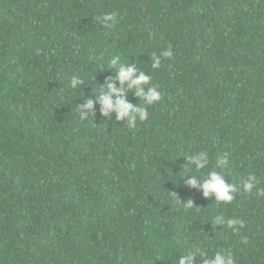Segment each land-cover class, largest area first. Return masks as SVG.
I'll return each instance as SVG.
<instances>
[{
  "label": "trees",
  "instance_id": "1",
  "mask_svg": "<svg viewBox=\"0 0 264 264\" xmlns=\"http://www.w3.org/2000/svg\"><path fill=\"white\" fill-rule=\"evenodd\" d=\"M112 12L105 27L98 17ZM117 56L161 92L134 128L95 102ZM200 151L198 169L188 156ZM211 170L236 188L231 203L203 196ZM257 188L264 0H0V264H175L196 248L264 264ZM220 217L242 221L239 232Z\"/></svg>",
  "mask_w": 264,
  "mask_h": 264
},
{
  "label": "clouds",
  "instance_id": "2",
  "mask_svg": "<svg viewBox=\"0 0 264 264\" xmlns=\"http://www.w3.org/2000/svg\"><path fill=\"white\" fill-rule=\"evenodd\" d=\"M117 15L118 13L116 12L106 13L102 17H98V19L105 27H111ZM150 55L151 68L157 69L161 66L162 58H170L172 52L171 50H164L160 54L152 52ZM110 65L116 67L115 75L106 78L107 91L105 92L101 88V94L95 102L100 105L101 115L109 117V114L114 112L117 121L126 120L128 127L134 128L137 126V122L142 123L147 120L149 116L148 107L161 100V92L156 87L147 86L152 79L150 75L128 62L120 63L119 56L113 58L110 61ZM83 80V78L73 75L70 78L69 86L72 89H77L83 83ZM117 82L119 86H116ZM129 91L139 99V104L133 105L126 102L125 95ZM93 103L92 99H87L81 107L91 110ZM188 160L195 163L198 169L206 168L209 164L208 154L204 151L188 156ZM221 163H227V160H221ZM187 184L195 187L197 180L192 178L187 181ZM199 187L205 198L211 195L217 202L224 203H231L233 201V193L236 191V188L226 183L224 176L216 170L209 171L207 176L199 182ZM241 187L245 193H251L256 188L255 177L249 175L246 179H243ZM256 194L264 196V189L257 188ZM185 206L187 208L193 207L191 201ZM216 222L226 225L233 232H239L240 227H242V221L236 218L225 219L220 217ZM196 257H200L203 264H235L234 257L229 252L216 251L212 256H209L200 248H196L186 255H180L179 259H176V256L170 259L174 260L175 264H192Z\"/></svg>",
  "mask_w": 264,
  "mask_h": 264
}]
</instances>
